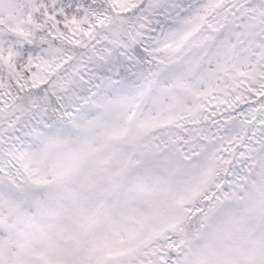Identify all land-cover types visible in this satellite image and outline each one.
<instances>
[{
    "label": "snow or ice",
    "instance_id": "obj_1",
    "mask_svg": "<svg viewBox=\"0 0 264 264\" xmlns=\"http://www.w3.org/2000/svg\"><path fill=\"white\" fill-rule=\"evenodd\" d=\"M0 264H264V0H0Z\"/></svg>",
    "mask_w": 264,
    "mask_h": 264
}]
</instances>
